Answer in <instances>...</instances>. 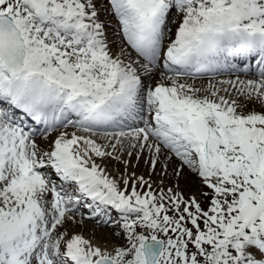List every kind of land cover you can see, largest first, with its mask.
Returning <instances> with one entry per match:
<instances>
[{"label":"snow or ice","instance_id":"6c2138e0","mask_svg":"<svg viewBox=\"0 0 264 264\" xmlns=\"http://www.w3.org/2000/svg\"><path fill=\"white\" fill-rule=\"evenodd\" d=\"M0 264H264V0H0Z\"/></svg>","mask_w":264,"mask_h":264},{"label":"rangeland","instance_id":"374dc122","mask_svg":"<svg viewBox=\"0 0 264 264\" xmlns=\"http://www.w3.org/2000/svg\"><path fill=\"white\" fill-rule=\"evenodd\" d=\"M114 25H113V28H115V23H113ZM228 74V75H227ZM231 75V76H230ZM236 75H240L241 77H242V79L243 78H249V77H245L244 75H241L240 73H235V74H232V73H226V75H224V76H216V79L218 80V79H235V76ZM233 76V77H232ZM219 77H221V78H219ZM204 78V79H203ZM210 78L211 77H202L201 79L200 78H197L196 80H191V83H195V82H197V81H199V82H209V80H210ZM207 80V81H206ZM188 81H190V80H188ZM214 82V81H213ZM190 83V82H189ZM132 163L133 164H135L136 163V161L133 159L132 160ZM136 171L138 172V173H143V172H146V166L143 164V161H141L140 162V164H139V167H138V169H136ZM80 211H82V208L80 209ZM83 213H87V212H83ZM77 219H80V217L78 216L77 217ZM87 222L88 223V221H90V220H84L83 222ZM85 222V224H87ZM90 222H92L95 226L94 227H96V225L98 226V227H101L102 225H98L97 223H95V221H90ZM85 226V228L84 229H82V230H75L76 232H79V231H81L86 237H89V238H91V235H92V233H90L89 234V231H88V226L87 225H84ZM87 226V227H86ZM98 227H96V228H98ZM102 227H104V225L102 226ZM107 227V226H106ZM96 228H94L93 229V233H95V234H98V237H103L102 235H104V233L105 232H107L108 233V235L110 236V237H113V233L116 231V229L115 228H109V227H107L108 229L107 230H100L99 231V229H96ZM75 229H78V228H75ZM95 231V232H94ZM86 232V233H85ZM100 232V233H99ZM89 234V235H88ZM103 242V241H102Z\"/></svg>","mask_w":264,"mask_h":264},{"label":"bare ground","instance_id":"6f19581e","mask_svg":"<svg viewBox=\"0 0 264 264\" xmlns=\"http://www.w3.org/2000/svg\"><path fill=\"white\" fill-rule=\"evenodd\" d=\"M114 25V24H113ZM224 75H226V74H224ZM224 75H222V76H224ZM228 75V74H227ZM243 75V74H242ZM218 76H220V75H218ZM231 76V75H230ZM233 77V76H232ZM249 78H251V76H248ZM198 78H202V77H198ZM219 78H221V77H219ZM242 78V77H241ZM204 79V78H203ZM232 79V78H231ZM244 79V78H243ZM190 81H188V82H190L191 83V79H189ZM207 81V80H206ZM195 84V86L196 87H203V86H207V82H199V81H197V82H195L194 83ZM79 216V215H78ZM77 216V217H78ZM91 221V220H90ZM90 221H88V223L87 224H85V222H83V225H82V227H77L78 229H74V231L75 230H82V229H84L85 228V226L84 225H87L88 226V231H89V234L90 233H92V235H91V237L94 235V237H95V241H97V242H102V241H105V240H107V241H109V242H111L113 239H114V237H110L109 235H108V233L107 232H105L104 233V235H102L103 237H98V234H95V233H93V229L94 228H96V227H98L97 225H96V227H94L95 225L92 223V222H90ZM92 221H94V220H92ZM96 223V222H95ZM86 226V227H87ZM103 226V225H102ZM98 227V228H96V229H99V231L100 230H107L108 228L106 227V226H104V227ZM79 232H81V231H79ZM95 232V231H94ZM86 233V232H85ZM100 233V232H99ZM88 234V235H89Z\"/></svg>","mask_w":264,"mask_h":264}]
</instances>
